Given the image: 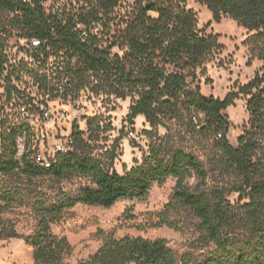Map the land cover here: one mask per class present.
Wrapping results in <instances>:
<instances>
[{"label": "trees", "instance_id": "obj_1", "mask_svg": "<svg viewBox=\"0 0 264 264\" xmlns=\"http://www.w3.org/2000/svg\"><path fill=\"white\" fill-rule=\"evenodd\" d=\"M80 1L84 5L73 7L61 19L46 13L39 0L33 4L0 0V11L8 13L21 37L44 40L46 56L49 45L56 54L64 52L63 75L69 81L66 89L71 87L67 93L89 89L97 96L130 97V121L143 115L156 128L177 120L193 132L214 136L221 152L217 170L234 179L228 186L208 189L209 172L194 154L156 142L141 163L121 174L113 166L116 148L95 153L102 137L96 118L88 123V136L74 124L72 149L58 152L50 165L26 151L18 157L19 133L13 129L2 134L0 240L24 239L33 249L34 264H70L67 259L74 247L66 236L54 233L53 224L80 204L111 208L123 200L145 199L156 184L172 177L176 187L156 226L181 229L171 216L181 209L192 212L202 231L198 245L212 246L194 264H264V67L241 89L250 96V118L234 146L228 139L231 122L225 114L234 97L206 96L188 81L195 80L200 69L206 71L221 47L217 35L198 28L196 13L186 8L188 0ZM196 1L206 5L217 22L230 17L256 30L246 43L264 60V0ZM78 24L88 31L85 40L81 32L72 31ZM98 26L101 31L95 32ZM116 46L119 51L113 54ZM4 57L0 43V66L5 73ZM7 79L11 97L16 88ZM45 81L48 87V78ZM74 177L89 182L75 190L62 186ZM192 177L198 180L194 187L188 184ZM44 182L52 183V193L39 188ZM232 192H239L246 201L232 203L227 199ZM19 206L31 207L35 215V231L27 236L18 232L13 221L2 219ZM125 216L134 217L130 212ZM192 258L191 253L179 255L166 238H119L111 232L97 251L77 264H190Z\"/></svg>", "mask_w": 264, "mask_h": 264}, {"label": "rangeland", "instance_id": "obj_2", "mask_svg": "<svg viewBox=\"0 0 264 264\" xmlns=\"http://www.w3.org/2000/svg\"><path fill=\"white\" fill-rule=\"evenodd\" d=\"M57 4L70 7V1L59 0ZM84 5L79 2L78 6ZM127 4H124L126 7ZM186 8L193 10L198 19V28L205 34L218 36L221 47L206 64V71H198L195 80L189 78L192 86H199L206 96L224 99L234 97V102L225 110L231 127L229 141L238 145V139L248 124L250 115L247 109L249 95L241 89L250 83L264 67V60L252 52V46L246 40L255 34L238 24L230 17L220 22L213 18L206 5L196 0H188ZM126 11L121 9V13ZM114 24V22H113ZM0 43L4 49L7 74L0 66V154L3 151L2 134L13 129L18 130V157L26 151L37 161L42 162L54 155L56 144L67 142L73 133L74 124L89 135L88 123L96 118L102 129V137L98 142L96 154L105 153L116 148L113 166L124 174L143 161L153 143L167 144L173 148H183L194 154L209 172L208 189L228 186L234 177H223L217 170V158L220 150L215 146L214 136H204L191 131L177 120H168L165 125L156 128L143 115L133 121L128 119L132 99L121 100L115 96H97L89 89L80 92L70 90L69 81L64 77L66 56L37 55L30 51L27 39L20 36V30L10 24L8 13L0 11ZM110 42L104 43L108 47ZM119 51L113 47V54ZM122 53V52H121ZM76 59L73 60V63ZM9 76L12 86L18 88L12 99L9 97ZM48 78V87L46 79ZM65 86V91L56 95L53 88ZM50 112V116H46ZM197 122L196 119H194ZM88 178L74 177L64 181L62 186L67 190H75L88 183ZM198 180L192 177L188 184L194 187ZM177 180L169 178L162 184H156L150 195L142 200H123L111 208L99 206L77 205L71 209L58 223L53 224L54 233L66 236L74 247L73 254L67 259L70 264L88 258L97 251L107 234L113 232L116 237L144 236L151 239L166 238L170 245L183 256L191 253L190 264L201 258L203 252L212 250V246L203 248L198 245L202 236L199 220L186 209L174 213L171 220L178 223L181 229L168 225L156 226L161 212L170 201ZM52 183L44 182L39 188L53 192ZM239 192H232L227 199L232 203L244 202ZM130 212L133 218L125 216ZM2 219L16 224L20 234L25 236L35 231L36 219L31 207L19 206L4 214ZM0 264H34L33 249L24 239L0 240Z\"/></svg>", "mask_w": 264, "mask_h": 264}, {"label": "built area", "instance_id": "obj_3", "mask_svg": "<svg viewBox=\"0 0 264 264\" xmlns=\"http://www.w3.org/2000/svg\"><path fill=\"white\" fill-rule=\"evenodd\" d=\"M26 3H31L33 4V2L35 0H23ZM40 4L43 8V10L52 15L53 17L56 18H60L63 16L64 13H70L72 11V8L74 7L73 5L75 4L76 6H78V2H81L80 0H68L70 1V7H66V5L62 6L61 4H57L56 1L59 0H39ZM14 16V14H12ZM73 32H81V37L83 40H85L88 36V31L86 29L85 26L78 24L77 26H75L72 29ZM95 32H100L101 31V27L98 26L95 30ZM27 39V46L28 49L34 53H36L37 55H45L42 51H43V47L46 45V42L40 38L34 37V38H26ZM49 56L51 55H60L61 53L63 54L64 52H61L60 54H56L54 53V51L52 50L51 46L49 45ZM15 87V86H14ZM16 89H14L12 91V95L10 97V99L13 98V96L19 92L18 88L15 87ZM65 91V86L62 85H58V87L56 88V95H60L61 93H63ZM46 116H50V112H46L45 113ZM73 146V139L72 136H70L67 140V142H63L60 141L56 144L55 150H54V155L47 159V160H43L41 163L42 164H47L50 165L52 162V159L55 157V155L58 152H67L68 150L72 149Z\"/></svg>", "mask_w": 264, "mask_h": 264}, {"label": "water", "instance_id": "obj_4", "mask_svg": "<svg viewBox=\"0 0 264 264\" xmlns=\"http://www.w3.org/2000/svg\"><path fill=\"white\" fill-rule=\"evenodd\" d=\"M5 73L7 74V67L5 66Z\"/></svg>", "mask_w": 264, "mask_h": 264}]
</instances>
